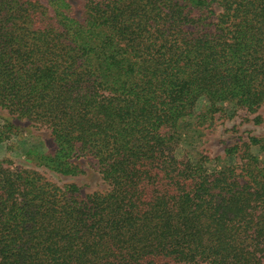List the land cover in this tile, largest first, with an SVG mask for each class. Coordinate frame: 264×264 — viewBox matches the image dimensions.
<instances>
[{"label": "trees", "instance_id": "trees-1", "mask_svg": "<svg viewBox=\"0 0 264 264\" xmlns=\"http://www.w3.org/2000/svg\"><path fill=\"white\" fill-rule=\"evenodd\" d=\"M49 2L0 0V108L50 131L38 164L91 158L109 188L0 159V264H264L263 165L177 153L188 117L262 106L264 0Z\"/></svg>", "mask_w": 264, "mask_h": 264}, {"label": "rangeland", "instance_id": "rangeland-1", "mask_svg": "<svg viewBox=\"0 0 264 264\" xmlns=\"http://www.w3.org/2000/svg\"><path fill=\"white\" fill-rule=\"evenodd\" d=\"M37 1L52 10L53 5L49 0ZM63 1V9L67 14L75 17L83 15L85 0ZM215 8L217 12L220 11L219 6ZM230 107L227 106L225 112L216 114L211 125H195L196 119L188 117V124L182 126L183 136L177 150L178 155L187 154L195 159L206 155L210 158L207 165L211 169L220 168L229 162L242 167L243 163H255L256 158L264 167V102L258 110L252 112L246 109L233 112ZM7 121L14 123V127H11L12 132H9L6 139L8 147L7 141L0 144V159L4 157L19 166L38 170L59 186L75 185L82 194L105 192L109 188V183L91 158L77 160L83 172L65 173L38 164L41 154L45 155L56 148L50 131L36 129L25 120L13 121L7 111L0 108V125L7 126Z\"/></svg>", "mask_w": 264, "mask_h": 264}]
</instances>
